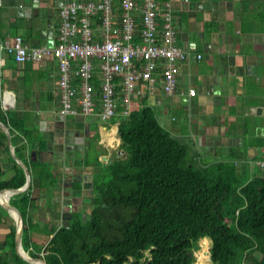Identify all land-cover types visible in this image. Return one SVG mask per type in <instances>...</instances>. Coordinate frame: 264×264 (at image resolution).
I'll list each match as a JSON object with an SVG mask.
<instances>
[{
  "label": "crops",
  "instance_id": "obj_1",
  "mask_svg": "<svg viewBox=\"0 0 264 264\" xmlns=\"http://www.w3.org/2000/svg\"><path fill=\"white\" fill-rule=\"evenodd\" d=\"M70 1L99 0L63 3ZM117 2L113 0L114 27L119 19ZM155 2L159 8L163 3L170 5L177 31L175 44L189 56L176 65L173 94L161 92L157 70L152 75L155 81L151 93H146L142 83L137 84L145 92L142 98L133 100V110L149 107L172 138L191 148V158L198 160L200 167L226 159L237 170L252 176L259 169L256 162L264 155V0ZM135 5L140 8L141 0H135ZM16 8L13 0H0V40L18 35L31 47L41 46V42L49 46L55 43L57 10L51 18L39 22L21 16ZM132 15L138 23L139 12ZM91 28L96 36L95 18ZM197 54L199 59H195ZM56 79V64L51 58L18 64L10 56L0 54V100L12 99L8 107L0 104V264H18L15 256L21 260L14 245L18 217L2 207L10 206L18 212L21 237L24 227L37 246L46 243L47 231L52 228L46 190L38 187V171L33 163L49 165L51 161V155L43 149L46 137L58 127L47 123V118L58 117ZM188 88L194 91L190 97L186 94ZM183 98L185 103L181 104ZM65 119L63 127H72L71 123L82 127L97 120L96 115L80 114ZM100 127L103 126L99 125V135ZM100 143L105 150L101 156L106 159L124 156L116 153L119 143L112 146L106 138ZM217 149L224 156H218ZM209 152V163L199 162ZM20 247L34 253L29 243L22 245L20 240Z\"/></svg>",
  "mask_w": 264,
  "mask_h": 264
},
{
  "label": "trees",
  "instance_id": "obj_2",
  "mask_svg": "<svg viewBox=\"0 0 264 264\" xmlns=\"http://www.w3.org/2000/svg\"><path fill=\"white\" fill-rule=\"evenodd\" d=\"M115 122L124 158L95 161L90 216L81 222L74 213L67 228H49L43 246L23 227L21 244L34 251L23 250L28 257L43 264H192L201 239L210 264H264V170L243 179L234 163L193 168L187 147L146 106ZM33 165L47 195L54 175L48 164ZM206 254L196 253L195 264H205Z\"/></svg>",
  "mask_w": 264,
  "mask_h": 264
},
{
  "label": "built area",
  "instance_id": "obj_3",
  "mask_svg": "<svg viewBox=\"0 0 264 264\" xmlns=\"http://www.w3.org/2000/svg\"><path fill=\"white\" fill-rule=\"evenodd\" d=\"M117 4V27L112 24L113 0L70 1L57 10L52 47L28 46L18 35L0 40V54L10 56L15 63L53 59L57 71L58 115H96L103 126L100 139L111 134L108 141L112 146L118 143L115 141L118 123L111 120L127 117L133 110V100L144 96L145 91L138 89L137 84L142 83L146 93H151L155 81L152 75L158 70L161 92L173 94L176 65L189 56V52L175 44L177 31L168 3L160 8L155 0H141L140 8L135 0H118ZM135 11L139 12L138 23L132 15ZM93 18L98 22L96 36L91 28ZM199 58V54L195 55V59ZM186 94L192 96L193 89L188 88ZM11 103V97L0 100L3 107ZM256 167L264 170V155Z\"/></svg>",
  "mask_w": 264,
  "mask_h": 264
},
{
  "label": "flooded vegetation",
  "instance_id": "obj_4",
  "mask_svg": "<svg viewBox=\"0 0 264 264\" xmlns=\"http://www.w3.org/2000/svg\"><path fill=\"white\" fill-rule=\"evenodd\" d=\"M55 118L58 121L59 118L63 119L60 116ZM65 123L66 121L63 124ZM99 125L101 124L97 120L82 127L76 124L74 126L72 123V127L58 124V127L49 134V141L52 144L50 147L53 151L47 152V155H51L48 169L54 175L56 183L49 188L48 194L44 197L50 208L52 227L67 228L74 213H77L80 221L84 222L95 206L93 181L95 173L100 175L95 161L103 162L99 157L101 153H105L100 145Z\"/></svg>",
  "mask_w": 264,
  "mask_h": 264
},
{
  "label": "water",
  "instance_id": "obj_5",
  "mask_svg": "<svg viewBox=\"0 0 264 264\" xmlns=\"http://www.w3.org/2000/svg\"><path fill=\"white\" fill-rule=\"evenodd\" d=\"M13 2H14V5L16 7H18V9L16 8V12L20 13L21 16L23 15L24 17H30V18L36 19L39 22L42 19H44V18H47V19L51 18V15L54 14V11L58 10V8L61 7L64 4L63 3V0H13ZM17 2H18V6L16 5ZM41 46L52 47L53 44L49 46L47 42H41ZM184 103H185V98H183L181 100V104H184ZM58 118H59V116H58ZM47 123L51 127L54 128L56 124L57 125L58 124H61L63 126L64 125L63 124L64 123V120L59 118V121H58L55 118V116H51V117L47 118ZM116 134L118 136V131L117 130H116ZM49 137L50 136H47L46 139H45L44 134H42V138L45 139V143H44V148L45 149H44V151L45 152L48 151V153L52 149L50 147V145H52V144L49 141L50 140ZM61 139H62V137H61ZM116 147H118V145ZM116 153L118 155H122L123 152L122 151H117ZM105 159H106L105 156H102L101 157V161H103L105 163V165H108L110 163L111 159L110 158H107L106 160ZM28 180L29 179H28V176H27V180H26V184L25 185L28 184ZM88 187L90 188L91 185L88 186ZM10 191L13 192L14 190H10ZM2 208H4L7 211H10L11 213L15 214L18 217V225H17L16 231H15V236H14V245H15V248H17L18 250H20L26 256V257H23L21 254H19L18 256L20 257V259L22 261L26 262L27 264H32L31 261H38V260H35V259H32V258L28 257L26 255V253L21 250V247H20V240H21L20 239L21 238V218H20L18 212L14 208H11L10 206H4ZM206 253H207L206 255L208 257L209 256L208 250H207ZM38 262L41 263V264H43V262H41V261H38Z\"/></svg>",
  "mask_w": 264,
  "mask_h": 264
},
{
  "label": "rangeland",
  "instance_id": "obj_6",
  "mask_svg": "<svg viewBox=\"0 0 264 264\" xmlns=\"http://www.w3.org/2000/svg\"><path fill=\"white\" fill-rule=\"evenodd\" d=\"M244 32H242L241 34H243ZM56 107V106H55ZM119 143V145H120V142H118ZM186 147H187V155H186V158H185V160H186V163L187 164H189V165H191L193 168H197V167H200L199 166V164H198V160H194V159H192L191 157H192V155L194 154L193 153V151L191 150V148L189 147V146H187L186 145ZM216 152H217V155L218 156H224V154L220 151V149H217L216 150ZM123 154V153H122ZM205 158H202V159H200L199 160V162H202V163H205V164H207V163H209V160H211V153L209 152L208 154H206L205 156H204ZM121 158H124V156L123 157H121ZM224 161L223 162H227V161H225L226 159H223ZM103 163V162H102ZM229 163H232V162H229ZM251 177V175H245V176H243V179H247V178H250ZM49 206V205H48ZM203 242L201 241V239H199L197 242H196V247L195 248H193L192 250H191V256L194 258V263H192V264H195V255H196V253H198V252H200V251H203V252H207V250H208V248L206 247H204V248H202L200 245L202 244ZM23 250L25 251V252H27L26 250V247H24L23 248ZM13 253V255H15V253L14 252H12ZM31 254L32 252H28V254ZM24 264H27L26 262H24ZM205 264H210V262H209V260H208V257H207V261H205Z\"/></svg>",
  "mask_w": 264,
  "mask_h": 264
},
{
  "label": "bare ground",
  "instance_id": "obj_7",
  "mask_svg": "<svg viewBox=\"0 0 264 264\" xmlns=\"http://www.w3.org/2000/svg\"><path fill=\"white\" fill-rule=\"evenodd\" d=\"M103 138H106L107 140H111L112 139V136L111 134H107V135H103ZM15 216V214H13ZM16 217V216H15ZM19 253L23 256V257H26L20 250H19ZM195 260H196V255H195ZM32 264H41L39 263L38 261H31Z\"/></svg>",
  "mask_w": 264,
  "mask_h": 264
}]
</instances>
